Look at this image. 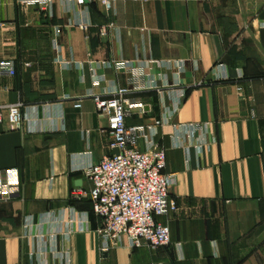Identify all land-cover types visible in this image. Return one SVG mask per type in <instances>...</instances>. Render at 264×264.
Listing matches in <instances>:
<instances>
[{"label": "crops", "instance_id": "0c3cea01", "mask_svg": "<svg viewBox=\"0 0 264 264\" xmlns=\"http://www.w3.org/2000/svg\"><path fill=\"white\" fill-rule=\"evenodd\" d=\"M263 22L264 0H0L14 72L0 74V103L22 104L18 129L0 123V172L17 171L0 197V264H264ZM119 89L142 106L126 126L160 122L138 150H164L175 176L157 251L103 253L90 200L72 197L112 154L93 100Z\"/></svg>", "mask_w": 264, "mask_h": 264}, {"label": "built area", "instance_id": "2783aa9c", "mask_svg": "<svg viewBox=\"0 0 264 264\" xmlns=\"http://www.w3.org/2000/svg\"><path fill=\"white\" fill-rule=\"evenodd\" d=\"M78 6L98 4L110 8L113 0H64ZM47 2L42 9L46 10ZM258 26L264 29V22ZM104 34V31H101ZM123 68L132 70L130 65ZM14 75L9 63L0 62V74ZM129 90L119 89L110 97H95L94 106L99 118L108 122V148L112 154L91 165L86 176L91 184L87 193H72V197L88 198L92 212L100 220L98 235L101 251L108 252L121 246L130 249L146 247L157 251L170 243L169 228L159 224L157 218L176 211V202L169 196L175 176L164 174L165 151L152 146L149 151L137 148L139 139H146L152 127L126 126V118L141 105L126 98ZM76 108L80 105L75 104ZM21 103L1 104L0 123L4 120L11 130L22 123ZM3 178V179H2ZM17 185L15 169L0 172V197L7 198Z\"/></svg>", "mask_w": 264, "mask_h": 264}, {"label": "rangeland", "instance_id": "374dc122", "mask_svg": "<svg viewBox=\"0 0 264 264\" xmlns=\"http://www.w3.org/2000/svg\"><path fill=\"white\" fill-rule=\"evenodd\" d=\"M243 32L235 35L234 39L232 40L231 44L233 45L234 49H237V48L240 49L242 47V45L244 44V39L246 37H247V39H249L248 35H250V34H247V36H245L246 34H244ZM249 37H251V36H249ZM249 46L253 47L252 43Z\"/></svg>", "mask_w": 264, "mask_h": 264}]
</instances>
